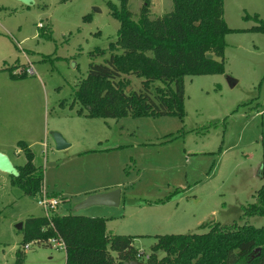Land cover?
Listing matches in <instances>:
<instances>
[{
    "label": "rangeland",
    "instance_id": "obj_1",
    "mask_svg": "<svg viewBox=\"0 0 264 264\" xmlns=\"http://www.w3.org/2000/svg\"><path fill=\"white\" fill-rule=\"evenodd\" d=\"M187 1L190 12L195 0ZM143 2L129 0L135 21ZM150 4L152 19L172 9V0ZM112 5L119 9V0H34L29 7L0 0V153L21 167L24 143L43 173L39 197L0 171V264H15L17 252L24 264H65V252L53 245L25 248L16 226L32 218H104L108 235L133 238L142 262L160 236L202 234L208 228L201 225L212 222L264 223L244 216L264 187V32L255 29L264 27V0H222L231 32L222 57L213 58L224 69L183 77V119L90 118L75 99L89 65L105 64L114 50L120 23ZM123 80L127 92L141 90L142 78ZM116 189L118 207L73 210ZM43 196L58 202L55 210L38 205Z\"/></svg>",
    "mask_w": 264,
    "mask_h": 264
},
{
    "label": "trees",
    "instance_id": "obj_2",
    "mask_svg": "<svg viewBox=\"0 0 264 264\" xmlns=\"http://www.w3.org/2000/svg\"><path fill=\"white\" fill-rule=\"evenodd\" d=\"M143 1L136 21L128 10L129 0H119V9L111 6L112 16L120 23L117 40L109 46H115L114 50L105 64L89 65L87 79L75 93L90 118L183 119V77L223 72L224 63L213 58L222 57L224 35L231 32L222 19V0H195L190 12L187 0H172L171 11L154 19L150 17V0ZM255 29L264 32L263 26ZM123 76L142 78L141 90L127 92L129 85ZM155 82L162 87L152 91L149 86ZM19 146L27 162L16 167L19 176L12 178L26 196L40 197L43 173L34 167L29 148L24 143ZM244 216L264 220V187L257 191ZM201 228L208 229L202 234L158 237L145 263L264 264V223L255 228L212 222ZM22 231L25 245L33 241L46 244L58 236L65 244V264H123L141 261L144 256L133 246L132 237L108 235L104 218L72 213L50 221L32 218ZM257 248L259 254L255 253ZM160 252L165 256L160 258ZM15 264H24L21 252H17Z\"/></svg>",
    "mask_w": 264,
    "mask_h": 264
},
{
    "label": "water",
    "instance_id": "obj_3",
    "mask_svg": "<svg viewBox=\"0 0 264 264\" xmlns=\"http://www.w3.org/2000/svg\"><path fill=\"white\" fill-rule=\"evenodd\" d=\"M16 1H18L19 3H21L26 7L32 6L34 4V0H16ZM235 83H236L235 81L230 80L231 86H234ZM0 171L10 175L13 178H17L19 176L16 167L13 166L9 158L1 153H0ZM120 197H121V191L118 189L106 193L90 195L84 200L77 203L74 206L73 210L81 211L93 206H103L110 208L118 207L120 204ZM16 229L19 231L22 230L23 229L22 223L18 224L16 226ZM123 264H146V263L135 260V261L124 262Z\"/></svg>",
    "mask_w": 264,
    "mask_h": 264
},
{
    "label": "built area",
    "instance_id": "obj_4",
    "mask_svg": "<svg viewBox=\"0 0 264 264\" xmlns=\"http://www.w3.org/2000/svg\"><path fill=\"white\" fill-rule=\"evenodd\" d=\"M38 205H40L45 211L47 209L55 210L58 206V202L54 199L46 200V197L43 196L39 201ZM49 219V217H47ZM34 244H39L37 241H33ZM48 245H53L55 248H59L65 252V244L64 242L57 236L55 238H51L47 241ZM25 248H28V245H25Z\"/></svg>",
    "mask_w": 264,
    "mask_h": 264
},
{
    "label": "crops",
    "instance_id": "obj_5",
    "mask_svg": "<svg viewBox=\"0 0 264 264\" xmlns=\"http://www.w3.org/2000/svg\"><path fill=\"white\" fill-rule=\"evenodd\" d=\"M19 167V166H18Z\"/></svg>",
    "mask_w": 264,
    "mask_h": 264
}]
</instances>
